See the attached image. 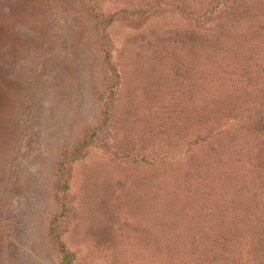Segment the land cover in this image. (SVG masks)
I'll return each mask as SVG.
<instances>
[{
    "label": "rangeland",
    "instance_id": "374dc122",
    "mask_svg": "<svg viewBox=\"0 0 264 264\" xmlns=\"http://www.w3.org/2000/svg\"><path fill=\"white\" fill-rule=\"evenodd\" d=\"M65 254L264 264V0H0V264Z\"/></svg>",
    "mask_w": 264,
    "mask_h": 264
},
{
    "label": "trees",
    "instance_id": "16d2710c",
    "mask_svg": "<svg viewBox=\"0 0 264 264\" xmlns=\"http://www.w3.org/2000/svg\"><path fill=\"white\" fill-rule=\"evenodd\" d=\"M61 250H65L64 246L62 244H60ZM65 258L67 259V262L65 264H69L70 260L67 258V254H65Z\"/></svg>",
    "mask_w": 264,
    "mask_h": 264
}]
</instances>
